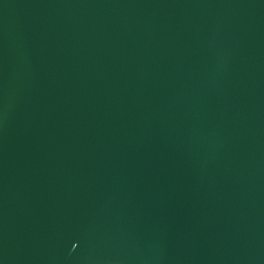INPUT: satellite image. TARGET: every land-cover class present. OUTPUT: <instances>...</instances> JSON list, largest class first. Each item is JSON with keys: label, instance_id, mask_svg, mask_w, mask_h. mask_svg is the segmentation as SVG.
<instances>
[{"label": "water", "instance_id": "obj_1", "mask_svg": "<svg viewBox=\"0 0 264 264\" xmlns=\"http://www.w3.org/2000/svg\"><path fill=\"white\" fill-rule=\"evenodd\" d=\"M0 264H264V0H0Z\"/></svg>", "mask_w": 264, "mask_h": 264}]
</instances>
